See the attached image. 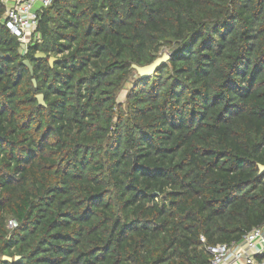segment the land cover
<instances>
[{
  "label": "trees",
  "instance_id": "obj_1",
  "mask_svg": "<svg viewBox=\"0 0 264 264\" xmlns=\"http://www.w3.org/2000/svg\"><path fill=\"white\" fill-rule=\"evenodd\" d=\"M3 13L0 264H209L264 224V0H52L24 54Z\"/></svg>",
  "mask_w": 264,
  "mask_h": 264
},
{
  "label": "built area",
  "instance_id": "obj_2",
  "mask_svg": "<svg viewBox=\"0 0 264 264\" xmlns=\"http://www.w3.org/2000/svg\"><path fill=\"white\" fill-rule=\"evenodd\" d=\"M52 0H0L4 13L1 22L15 36L20 45L27 46L35 41L40 12L51 4ZM16 222L9 221L8 228H15ZM203 242V239H201ZM211 255L209 264H264L255 260L256 255L264 254V224L248 232L240 242L231 245L218 244L208 247Z\"/></svg>",
  "mask_w": 264,
  "mask_h": 264
},
{
  "label": "water",
  "instance_id": "obj_3",
  "mask_svg": "<svg viewBox=\"0 0 264 264\" xmlns=\"http://www.w3.org/2000/svg\"><path fill=\"white\" fill-rule=\"evenodd\" d=\"M20 49L24 50L25 46L23 44L20 45ZM0 57H2V54H0ZM36 59H45L46 55L43 53H37L35 56ZM57 61V59L50 57L48 59V63L49 65L52 67L53 63H55ZM169 61V55L167 53H163L160 57H158L157 59H155L152 63L142 66V67H137L135 65L132 66V68L135 70L136 75L139 76L140 78H147L150 77L151 75H153L155 73V71L157 70L158 67L164 65L165 63H167ZM23 65L29 70L30 75H33V70L32 67L29 63V61H24ZM32 84L34 87H36L35 84V80L32 79ZM36 100H37V105L38 106H42L45 107V102L43 100V95L39 94L36 95ZM264 172V167L259 166V173H263ZM19 258L16 257L15 260H18ZM3 261L5 262H11L12 259L9 257H3L2 258Z\"/></svg>",
  "mask_w": 264,
  "mask_h": 264
},
{
  "label": "rangeland",
  "instance_id": "obj_4",
  "mask_svg": "<svg viewBox=\"0 0 264 264\" xmlns=\"http://www.w3.org/2000/svg\"><path fill=\"white\" fill-rule=\"evenodd\" d=\"M127 87H129V84L128 85H126V88ZM125 91H123L120 95H119V98H118V100L120 101V102H122L123 100H124V96H125Z\"/></svg>",
  "mask_w": 264,
  "mask_h": 264
}]
</instances>
